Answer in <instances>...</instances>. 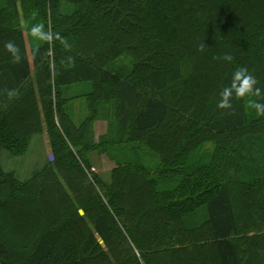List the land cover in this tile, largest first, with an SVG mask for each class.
<instances>
[{"label": "trees", "instance_id": "16d2710c", "mask_svg": "<svg viewBox=\"0 0 264 264\" xmlns=\"http://www.w3.org/2000/svg\"><path fill=\"white\" fill-rule=\"evenodd\" d=\"M253 105L264 0H0V264H264ZM93 151L116 162L109 181Z\"/></svg>", "mask_w": 264, "mask_h": 264}, {"label": "crops", "instance_id": "0c3cea01", "mask_svg": "<svg viewBox=\"0 0 264 264\" xmlns=\"http://www.w3.org/2000/svg\"><path fill=\"white\" fill-rule=\"evenodd\" d=\"M82 95L83 94H79V95L70 94L71 97H77V96L79 97L68 102V110L70 111L74 119H75L74 115L78 114L79 111L81 115L85 114L86 116L87 104H86V99ZM107 131H108L107 120L102 118L95 121L94 123L95 141H98L102 135L107 133ZM96 159H99L100 161H97ZM89 161L93 166H96L98 168V173L100 176H102L103 173L111 172V170L116 166V162L108 154L100 153L97 151H93L89 154ZM107 161H109L110 164H107Z\"/></svg>", "mask_w": 264, "mask_h": 264}, {"label": "rangeland", "instance_id": "374dc122", "mask_svg": "<svg viewBox=\"0 0 264 264\" xmlns=\"http://www.w3.org/2000/svg\"><path fill=\"white\" fill-rule=\"evenodd\" d=\"M28 48H29V44H28ZM131 66H132V60H131V58L130 57H127V56H123L120 59H118L117 61H115L110 66L109 70H111L113 72H116V73H118L120 75H124L125 73H127L131 69ZM79 90H81V88H79ZM84 101H85V99H84ZM84 104H85V102H84ZM74 116H75V119L74 120L77 123H80L84 119L85 114L84 115H81V113L79 111V113L76 114V115H74ZM40 139L42 140L41 147L43 148L45 155H47V157L48 156L49 157H52L53 156L52 145H51V141H50V138H49L46 130H44V132H43L42 136L40 137ZM38 154H39L38 152H35V153L33 152L29 156H23L22 158H20L21 160H18L19 161V164L21 166L24 165L23 166V169L24 170L28 169L30 167V164H31V159H32V163H34V158L38 157ZM96 160L97 161H100L99 159H96ZM150 161L153 164H155V162H157V161L154 162L153 159H150ZM12 162H11V165H12ZM8 164L10 165V162H8ZM107 164H110L109 161H107ZM92 168H94L93 171L91 170ZM88 171H89V174H91V173L99 174L98 173V168L96 166H93L92 164H91V168H89ZM101 177L104 180L109 181L111 179V172L103 173V175Z\"/></svg>", "mask_w": 264, "mask_h": 264}, {"label": "clouds", "instance_id": "9594fccd", "mask_svg": "<svg viewBox=\"0 0 264 264\" xmlns=\"http://www.w3.org/2000/svg\"><path fill=\"white\" fill-rule=\"evenodd\" d=\"M40 27H42V25H35L31 28L30 32L31 35H36L39 32ZM45 39H47L48 37H44ZM6 47L8 48L9 51L15 53L17 51V49L13 46L12 43H7ZM247 72V69H242L240 71L237 72L236 74V78L240 79L241 77H243V81L241 84L240 89L238 90V94L243 97L244 94L246 92H248V90L251 87V84L256 83L255 78L252 75H245V73ZM258 91V90H257ZM221 107H223V105H221ZM253 107L256 109L258 114L264 115V112H262L259 108L258 105H253Z\"/></svg>", "mask_w": 264, "mask_h": 264}, {"label": "built area", "instance_id": "2783aa9c", "mask_svg": "<svg viewBox=\"0 0 264 264\" xmlns=\"http://www.w3.org/2000/svg\"><path fill=\"white\" fill-rule=\"evenodd\" d=\"M92 171L94 170V168L91 169Z\"/></svg>", "mask_w": 264, "mask_h": 264}]
</instances>
